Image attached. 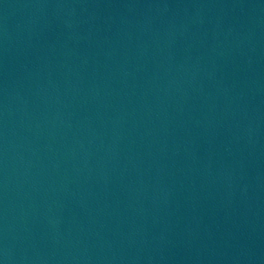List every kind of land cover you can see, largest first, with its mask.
<instances>
[{"label":"water","instance_id":"1","mask_svg":"<svg viewBox=\"0 0 264 264\" xmlns=\"http://www.w3.org/2000/svg\"><path fill=\"white\" fill-rule=\"evenodd\" d=\"M0 264H264V0H0Z\"/></svg>","mask_w":264,"mask_h":264}]
</instances>
